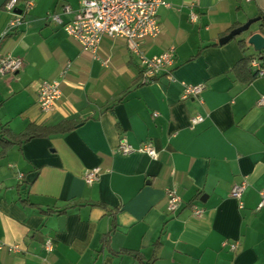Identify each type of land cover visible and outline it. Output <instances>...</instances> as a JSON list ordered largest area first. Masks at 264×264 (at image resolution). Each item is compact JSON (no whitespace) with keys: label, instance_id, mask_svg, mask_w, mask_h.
Instances as JSON below:
<instances>
[{"label":"crops","instance_id":"0c3cea01","mask_svg":"<svg viewBox=\"0 0 264 264\" xmlns=\"http://www.w3.org/2000/svg\"><path fill=\"white\" fill-rule=\"evenodd\" d=\"M7 1L0 53L24 67L0 76V136L15 140L0 143V241L20 250L1 249L0 264H140L127 252L155 256L154 264H264V77L246 83L234 70L258 55L253 46L243 50L238 38L219 45L235 25L264 15V0H197L196 22L193 0H165L161 34L142 49L147 57L173 50L175 63L171 78L150 84L124 39L105 37L96 58L67 35L80 0H31L25 23L3 37ZM44 80L62 84L51 113L38 104ZM201 83L200 99L184 98L185 84ZM197 115L205 120L192 127ZM63 123L71 128L57 131ZM31 125L51 130L24 139ZM122 141L150 142L158 157L124 155ZM95 167L101 175L88 185L84 174ZM242 183L241 209L231 192ZM168 189L183 199L175 215Z\"/></svg>","mask_w":264,"mask_h":264},{"label":"built area","instance_id":"2783aa9c","mask_svg":"<svg viewBox=\"0 0 264 264\" xmlns=\"http://www.w3.org/2000/svg\"><path fill=\"white\" fill-rule=\"evenodd\" d=\"M197 0L190 4V19L196 22L198 14L195 11ZM24 4L25 8L21 7ZM31 0H8L5 3V10L11 15L3 37L17 31L25 23V13L32 6ZM165 0H80V8L73 21L64 24V30L69 37L74 39L83 51L90 52L97 58V53L102 40L108 38H122L126 41L130 53L137 57L141 67V81L150 84L161 76L171 78L174 67V51L168 50L164 53L147 57L142 49V43L148 39H156L160 36L162 28L159 21V10L161 7H168ZM69 9V7L67 8ZM55 23L62 24L58 15H53ZM108 60L104 61V66L108 65ZM24 62L21 58L12 57L9 54L0 53V76L11 74L17 76L23 69ZM249 69L255 77H264V57L254 55L249 63ZM67 70V69H66ZM62 77V76H61ZM205 84L184 85V98H201L205 89ZM62 84L60 80H44L38 90V104L44 113L54 111L58 102L62 99ZM259 106L264 107V96L258 101ZM205 118L197 115L191 119V126L195 127L204 122ZM139 151L156 159L158 154L150 142L143 143L138 149L122 141L119 152L124 155ZM101 175V168L89 169L84 174V181L88 185L98 181ZM247 184L235 185L231 196L239 200V207L242 209V194L246 190ZM183 204V199L176 189L167 190V210L169 214L175 215ZM264 208V189L260 192V202L257 211ZM204 209L193 207V214L202 217ZM232 251H237L240 243L227 244ZM6 249L9 252H19L16 245L8 246L0 241V250ZM45 249L53 251L52 239L45 242Z\"/></svg>","mask_w":264,"mask_h":264},{"label":"trees","instance_id":"16d2710c","mask_svg":"<svg viewBox=\"0 0 264 264\" xmlns=\"http://www.w3.org/2000/svg\"><path fill=\"white\" fill-rule=\"evenodd\" d=\"M237 26L235 25L232 30H234ZM257 32L261 33L264 36V15L261 16V21L259 22V26H258V30ZM242 36H238L236 38L239 39V43L242 47L243 50L246 49V47L248 46L247 41L242 38ZM263 51L262 52H257V54L259 56H264L263 55ZM253 56H246L235 68V72L237 73V75H239V77H241L243 79L244 82H249L251 80L254 79V74L251 73L249 71V63L250 60ZM70 125L67 123H63L60 126H58L56 129L59 132L62 131H66L69 130ZM71 128V127H70ZM51 130V129H47L44 127H40V126H36V125H31L30 128L28 129V131L26 133L23 134V138L24 139H31L34 137H38V136H42L44 134H47V132ZM0 143L3 147L9 146L10 144L15 143L14 138L11 140L8 137H6V133L5 131H1V136H0ZM74 206L72 205L70 208H73ZM67 211V209H64L62 211H59V213H65ZM127 254L133 256L135 259H137L140 264H154L155 262V256L150 259V260H145V258L137 252H127Z\"/></svg>","mask_w":264,"mask_h":264},{"label":"water","instance_id":"95a60500","mask_svg":"<svg viewBox=\"0 0 264 264\" xmlns=\"http://www.w3.org/2000/svg\"><path fill=\"white\" fill-rule=\"evenodd\" d=\"M261 21V17L249 20L239 28L232 30L227 36L219 40V45H225L238 36L247 35L244 39L247 44L253 46L256 52L264 51V36L259 32H250L251 27Z\"/></svg>","mask_w":264,"mask_h":264},{"label":"rangeland","instance_id":"374dc122","mask_svg":"<svg viewBox=\"0 0 264 264\" xmlns=\"http://www.w3.org/2000/svg\"><path fill=\"white\" fill-rule=\"evenodd\" d=\"M254 25L256 26V24H254ZM254 25H253L252 28L250 29V32L254 30V27H255ZM263 52H264V51H263Z\"/></svg>","mask_w":264,"mask_h":264}]
</instances>
